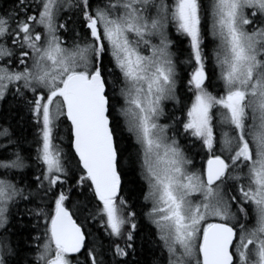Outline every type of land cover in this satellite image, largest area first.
<instances>
[{
    "label": "snow or ice",
    "instance_id": "snow-or-ice-1",
    "mask_svg": "<svg viewBox=\"0 0 264 264\" xmlns=\"http://www.w3.org/2000/svg\"><path fill=\"white\" fill-rule=\"evenodd\" d=\"M172 28L192 69L181 116L166 111L182 104ZM8 94L37 131L33 158L0 124V264H128L116 257L141 215L156 229L152 264H264V0H14L0 9ZM129 163L143 213L123 194ZM77 189L91 196L73 201ZM21 202L44 221L34 245L11 231Z\"/></svg>",
    "mask_w": 264,
    "mask_h": 264
},
{
    "label": "trees",
    "instance_id": "trees-1",
    "mask_svg": "<svg viewBox=\"0 0 264 264\" xmlns=\"http://www.w3.org/2000/svg\"><path fill=\"white\" fill-rule=\"evenodd\" d=\"M14 0H0V9H10L13 5ZM209 0H202L203 4H207ZM68 15H73L71 11L68 12ZM210 24V20L207 21ZM171 35L174 40L177 41L176 47L173 49L175 54V58L178 64V72L180 73L181 80L178 81V96L182 101V104L175 105L173 101L166 102V111L173 110L177 116H181L182 113L177 109L183 106V102H186L185 92L187 91L183 84L186 83V76L192 69L184 63L189 58V44L188 39L186 37L180 36L175 32V29L172 28ZM212 37L210 35L206 36L205 44L207 45V49L210 50L212 45ZM166 122V121H165ZM0 124L10 125L16 132L17 137L21 140L22 148L25 149V155L29 152L31 156L35 157V149L36 145L33 143L36 128L33 126L34 122L30 119V114L27 111V108L24 106V102L19 97H14L11 94H8L4 99L0 102ZM65 125H61V135H64L63 128ZM126 136L127 132L124 133ZM181 143L186 144L189 141H185L183 137H180ZM129 145L134 144V141L129 139ZM65 150L68 151L67 148V139L65 138ZM129 152L133 153V160L135 148L129 147ZM199 153V154H197ZM193 156L197 167L202 163V155L203 153L200 150L199 142H196V147L192 149L189 153ZM128 153L125 154L127 157ZM29 164L32 161H28ZM24 174L26 175L28 180L33 179L37 174V170L35 168L25 169ZM19 178V177H18ZM127 183L125 185V189L123 194L129 200V203L134 205V210L138 212H146V208H142L144 201L141 193L140 186L143 184V181L139 175V166L138 164L134 165L132 163L128 164V172L126 175ZM72 183V181H69ZM146 190V189H145ZM80 193H83L81 195ZM85 196L90 197L91 193L85 189H77L72 193L73 201L75 200H83ZM36 205L31 204L27 205L29 208H34ZM26 205L21 202L19 208L21 209V213L17 214L16 209L13 208L12 212L14 214V218L12 219L11 231L16 232L17 236L15 239L23 242V243H31L35 244V241H29L28 237L40 235L43 231V219L37 221L34 217H30L27 214L23 213V209ZM22 216V219H21ZM139 229L135 233V240L133 242V247L128 249L129 255L126 257H116L117 260L127 261L128 264H152V261L159 256V248L157 247V238H156V229L153 224L149 221L146 216L138 217ZM88 227H90L97 235V237L104 240L105 248H107V237L105 236L104 229L101 227V224L98 220H89ZM123 247V244L121 243ZM112 252L108 251L106 253L105 258L108 260L112 259ZM83 259V257H81Z\"/></svg>",
    "mask_w": 264,
    "mask_h": 264
},
{
    "label": "rangeland",
    "instance_id": "rangeland-1",
    "mask_svg": "<svg viewBox=\"0 0 264 264\" xmlns=\"http://www.w3.org/2000/svg\"><path fill=\"white\" fill-rule=\"evenodd\" d=\"M0 102H1V100H0Z\"/></svg>",
    "mask_w": 264,
    "mask_h": 264
}]
</instances>
